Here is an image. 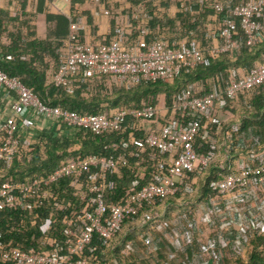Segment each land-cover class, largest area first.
Wrapping results in <instances>:
<instances>
[{
  "label": "trees",
  "instance_id": "obj_1",
  "mask_svg": "<svg viewBox=\"0 0 264 264\" xmlns=\"http://www.w3.org/2000/svg\"><path fill=\"white\" fill-rule=\"evenodd\" d=\"M223 1L237 4L243 0ZM93 2L89 6L80 0L72 2L73 7L77 6L86 18L87 25L91 23V8L95 3L109 10L105 0ZM125 2L130 5V39L139 38L144 47L163 35L172 41V46L182 41L183 46H189L197 40L203 44L209 23L207 18L214 15L210 3L197 0ZM171 3L177 7L174 17H170L166 10ZM73 7L70 16L76 20L79 18L78 9ZM24 10V7L20 11L10 10L9 6L0 8V70L19 78L46 105L80 114L134 109L143 103L169 108L184 90L190 88L196 95L207 94L227 84L229 71L241 75L264 58V39L249 47L238 26L236 38L240 49L235 57L222 55L206 65L183 71L172 81L141 82L137 86L110 88L103 77L78 76L72 78L66 87H55L50 83L51 71L62 59L61 48L65 38L38 40L34 27L27 20L30 15ZM115 28L116 25L111 28L106 40L115 35ZM223 114L228 120L218 118L211 121L205 129L199 130L193 141L196 153L211 156L212 162L207 167H198L193 173H184L175 194L157 198L149 204L143 203L135 215L125 218L114 237L101 239L93 235L84 249L88 264H264V228L245 230L244 234L237 236L230 226H226L224 233L228 240L224 246L213 239L212 244L203 247L201 230L196 228L191 212L184 216L170 215L172 206L185 205L189 210V206L197 202L210 211V203L220 199L212 190L211 182L227 175L236 161L264 152V85L253 88L235 101L224 100ZM164 118H158L156 127L163 125ZM132 123L129 118L122 131L98 136L84 131L58 136L53 132L38 131L31 146L20 149L11 161L0 162V184L43 177L70 158L96 154L116 160V170L105 172L98 184L103 185L105 204H117L128 193L149 183L160 182L167 174L170 162L168 155H158L151 149L140 151L131 144L123 148V142L127 143L128 133L132 131ZM142 135V132H135L136 138ZM94 174H98V170L91 169L79 179L88 180ZM73 179L65 178L52 185L50 191L57 193L56 201L50 200L34 212L0 210V251L10 247L20 250L33 248L38 252L64 248L63 221H76L77 212L84 206L71 194ZM247 214L250 215L249 212ZM168 215L173 218L170 222L160 221ZM210 219L215 221L216 216L210 214ZM150 224L157 231L151 242L144 236L141 237L144 240L135 238L137 231L147 229ZM212 226L210 224L209 228ZM178 236H184V241H180ZM48 239L55 240L56 244L43 245Z\"/></svg>",
  "mask_w": 264,
  "mask_h": 264
},
{
  "label": "built area",
  "instance_id": "obj_2",
  "mask_svg": "<svg viewBox=\"0 0 264 264\" xmlns=\"http://www.w3.org/2000/svg\"><path fill=\"white\" fill-rule=\"evenodd\" d=\"M197 1L210 3L218 21L219 42L216 45L201 46L193 41L189 46H172L160 38L144 47L139 38L130 39L131 24L123 26L119 20H116L112 38L84 42L79 33L86 24L80 18L74 20L69 16V34L61 48L62 59L52 69L50 83L55 87H66L72 78L78 76L103 77L110 88L172 81L183 71L206 65L222 55L235 57L240 49L236 38L238 26L247 46L253 47L263 41L264 0H243L237 4L223 0ZM103 14L110 16L112 13L103 10ZM229 73V81L222 88L217 87L204 95H196L188 88L173 100L169 108L143 103L139 108H119L92 115L46 105L19 78L0 70V91L10 100V113L0 121V162L11 161L20 149H27L34 143L36 136L27 126L30 119L48 123L49 132L57 136L74 131L98 136L122 131L126 120L131 118L132 131L128 133L127 143L123 142V148L131 144L140 151L147 148L170 157L168 172L160 182L144 185L112 205L103 201V185L98 184V180L105 172L116 170L113 157L89 154L70 158L43 177L1 183L0 210L34 212L46 202L56 201L57 193L50 191L51 186L70 177L74 178L70 183L72 196L84 203L77 212L76 221H63L64 248L41 252L33 248L2 249V264H88L84 249L93 235L110 239L119 232L125 218L135 215L143 203L149 204L157 198L175 194L184 173L207 167L213 160L211 156L196 153L195 136L201 128L205 129L211 121L218 119V114L223 112L224 100L235 101L253 88L264 85V58L241 75L234 71ZM159 117L164 118V123L156 127ZM135 132H142V137L136 138ZM243 161L242 166H235L227 175L211 182L212 190L220 198L214 201L225 206L222 208L226 209L225 214L239 216L237 225H227L237 236L242 227L244 232L264 228V209L255 205L259 200L264 207V152L247 156ZM91 169L98 170V174L91 175L88 180L79 179ZM46 241L43 245L56 244L53 239ZM231 244L235 248L233 241Z\"/></svg>",
  "mask_w": 264,
  "mask_h": 264
},
{
  "label": "crops",
  "instance_id": "obj_3",
  "mask_svg": "<svg viewBox=\"0 0 264 264\" xmlns=\"http://www.w3.org/2000/svg\"><path fill=\"white\" fill-rule=\"evenodd\" d=\"M64 3V7L60 9L57 6L58 0H0V8H5L9 6L10 10L20 11L21 7H24L25 13H28L30 16H27V20H29L30 25H32L33 32L35 33V37L41 41H55L57 39H63L68 34V29L64 32H60L59 28L54 27L53 18L58 17L59 15H63L66 17L68 23V17L70 16V10L73 7L72 2L79 0H61ZM84 1L88 6L92 3V0H80ZM91 2V3H88ZM107 6H109V10H112V14L110 16H105L103 14V6L99 5V3H95V6L91 8V23L87 25V20L79 11L77 6H74V9H78L76 12L78 13V17L82 22L86 24L85 29L81 32V40L84 42H90L94 40H100L99 38L110 35V31L112 27H115L116 22L119 20L123 26L130 24V17L128 15V9L130 5L125 2V0H105ZM115 5H119L117 8H114ZM108 10V11H109ZM167 13L170 17H174L177 13V7L171 3L170 6L166 9ZM32 15V16H31ZM42 17L44 19V23L41 28L38 29L37 18ZM116 18V19H115ZM117 20V21H116ZM208 24L206 25L205 37L203 40V44L197 40L199 45L201 46H212L218 44L217 39V30H218V21L216 17L210 16L207 18ZM68 27V26H67ZM129 31V30H128ZM132 34V29L128 32ZM159 38L167 41L169 44L172 41H168L169 39L166 35L160 36ZM180 43V42H178ZM182 45L184 42L182 41ZM9 106L10 100L4 95L3 92L0 91V121L5 118V116L9 115ZM225 118H227L225 116ZM30 119L29 124L27 126L31 130V128H35L31 130L34 135L39 132H49L50 127L49 124L40 120ZM34 121V122H33ZM245 160V158H243ZM244 162V161H243Z\"/></svg>",
  "mask_w": 264,
  "mask_h": 264
},
{
  "label": "rangeland",
  "instance_id": "obj_4",
  "mask_svg": "<svg viewBox=\"0 0 264 264\" xmlns=\"http://www.w3.org/2000/svg\"><path fill=\"white\" fill-rule=\"evenodd\" d=\"M57 6L62 9L64 7V3L61 0H58L57 2ZM104 10V9H103ZM102 10V11H103ZM37 22H38V29L41 28L42 24L44 23V19L42 17H38L37 18ZM53 24L54 27H58L60 32H64V30L66 31L68 29L69 31V25L67 23L66 17L63 15H59L56 18H53ZM68 26V27H67ZM218 118L221 121H226L228 120L227 118H225V115L223 114V112H220L218 114ZM26 136V134H25ZM243 160H238L235 162V166H242L243 165ZM255 205H258L261 210L264 209L263 204L261 201L256 200L255 201ZM211 207L210 211L205 210V208L202 206V204L200 203H194L192 206H189L190 209L187 210V207H185V205H181V206H172L170 208V215L171 216H184L187 214V212H191V215L195 221V226L198 230H201L200 232V236H201V244L203 247H205L204 245L208 246V244H212L214 242V240H217L219 243L222 244V246H224L227 243V235L224 233V228H226L227 225L231 224V223H239V216L237 215H233V214H225V210L226 209H222L225 208V206L222 203H219L218 201H213L210 203L209 205ZM215 213H217L215 215ZM210 214L211 215H215L216 216V220L213 221L210 219ZM218 218V219H217ZM173 218L168 216H165L163 219L161 218L160 221H167L170 222ZM210 224H213L212 228H209ZM237 225V224H236ZM203 227V229H202ZM156 230L154 229V226L152 224H150V226L147 229H143V230H139L135 233V238L138 239H143L141 238L142 236H144L145 238L149 239L150 242L152 239H154V237H156ZM243 227L240 228L239 230V235L243 234ZM147 234V235H144ZM213 236V237H211ZM179 237V238H178ZM177 238L180 241H184L185 237L183 236H178ZM214 239V240H213Z\"/></svg>",
  "mask_w": 264,
  "mask_h": 264
}]
</instances>
